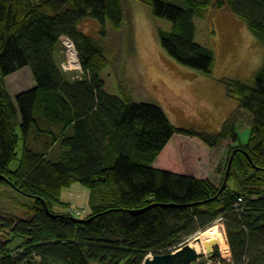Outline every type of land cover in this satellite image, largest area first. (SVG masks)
I'll return each instance as SVG.
<instances>
[{
	"label": "trees",
	"instance_id": "obj_1",
	"mask_svg": "<svg viewBox=\"0 0 264 264\" xmlns=\"http://www.w3.org/2000/svg\"><path fill=\"white\" fill-rule=\"evenodd\" d=\"M140 1L170 21L156 29L166 52L202 73H211L214 53L195 40L194 16L209 5L238 14L264 46V0ZM86 17L97 20V36L83 30ZM123 21L122 0H0V185L33 199L20 213L0 205V264H141L215 221L223 226L224 264H264V61L245 80L223 78L238 109L250 114L245 143L237 141L238 109L213 132L177 126L158 104L136 101L123 87L105 89L106 27ZM62 37L73 42L78 78L55 56ZM24 66L34 84L13 100L3 78ZM174 133L210 147L234 141L217 185L153 166ZM76 181L89 189L82 218L61 199ZM218 256L214 247L210 258Z\"/></svg>",
	"mask_w": 264,
	"mask_h": 264
},
{
	"label": "rangeland",
	"instance_id": "obj_2",
	"mask_svg": "<svg viewBox=\"0 0 264 264\" xmlns=\"http://www.w3.org/2000/svg\"><path fill=\"white\" fill-rule=\"evenodd\" d=\"M169 1L180 4L179 0ZM122 4V26L114 29L107 24L106 27L105 43L111 45L112 52L101 76L107 92L119 93L122 87L126 88L134 100L158 104L174 125L212 132L219 130L223 120L238 109L236 99L226 92L223 78L245 80L264 61V46L246 22L226 6L209 5L194 16L195 40L211 48L214 53L212 71L205 74L182 65L162 47L156 29L158 26L170 28V21L153 16L150 5L140 0H122ZM80 24L86 33L98 35L96 19L86 17ZM63 39L56 44L55 56L69 78H78L81 76L78 56L77 63H74ZM3 79L13 100L17 92L34 84L28 66ZM236 120L237 141L245 143L249 136L250 114L238 109ZM183 139H188V142ZM233 143L231 138H227L210 147L196 137L174 133L157 159L164 169L194 176L198 174L196 177L210 178L217 185L221 176L217 168L223 167L227 151ZM21 147L20 141L16 151L18 155ZM52 149H56V145ZM17 163L16 160L10 162V168L14 169ZM60 192L61 199L68 203V209L74 214L76 212L77 217L82 218L89 213V189L86 186L76 181ZM32 200L9 184L0 185V205L11 211L20 213ZM213 224L222 233V244L213 246L218 247L219 256L210 258L212 252H204L190 264H224L222 259L228 258L222 222L215 221Z\"/></svg>",
	"mask_w": 264,
	"mask_h": 264
},
{
	"label": "water",
	"instance_id": "obj_3",
	"mask_svg": "<svg viewBox=\"0 0 264 264\" xmlns=\"http://www.w3.org/2000/svg\"><path fill=\"white\" fill-rule=\"evenodd\" d=\"M231 159H232V155L227 161V166H226L225 173L223 176V181L221 183L222 186L224 185L223 183H225L227 180V177H228L227 172H229ZM48 213L50 212L48 211ZM193 240L198 241L199 239L194 236ZM217 244H218V241L216 239H211V240L206 241L204 243L205 252L211 253L214 248L213 246H216ZM203 253L204 251L196 250L195 248H193V246L188 241H186L182 243L180 246H178L177 248H174L173 250H166L162 252H155V253L147 254L142 260L141 264H189L190 262L200 258V256L203 255Z\"/></svg>",
	"mask_w": 264,
	"mask_h": 264
},
{
	"label": "bare ground",
	"instance_id": "obj_4",
	"mask_svg": "<svg viewBox=\"0 0 264 264\" xmlns=\"http://www.w3.org/2000/svg\"><path fill=\"white\" fill-rule=\"evenodd\" d=\"M71 55L73 53V50H70ZM72 58L75 59V55H72ZM222 233L220 232V230L218 229L217 226H215V224L209 225L208 227H206L203 230H200L197 232V234L195 235V237H197L199 240L198 241H194L193 237H191L190 239L188 238V242L193 246V248H195L196 250H200V251H204L205 252V247H204V243L208 240L211 239H216L218 241V245L222 244Z\"/></svg>",
	"mask_w": 264,
	"mask_h": 264
},
{
	"label": "built area",
	"instance_id": "obj_5",
	"mask_svg": "<svg viewBox=\"0 0 264 264\" xmlns=\"http://www.w3.org/2000/svg\"><path fill=\"white\" fill-rule=\"evenodd\" d=\"M62 38H64L63 39V42L65 43L64 45H66L67 47H68V51H69V49L70 50H73V53H72V55H75L76 54V51L74 50V45H73V42L68 38V37H62ZM70 52V51H69ZM70 55H71V52H70ZM72 55H71V59H72V61L74 62V63H77V55H75V61H74V59L72 58ZM239 200H240V198H238Z\"/></svg>",
	"mask_w": 264,
	"mask_h": 264
},
{
	"label": "crops",
	"instance_id": "obj_6",
	"mask_svg": "<svg viewBox=\"0 0 264 264\" xmlns=\"http://www.w3.org/2000/svg\"><path fill=\"white\" fill-rule=\"evenodd\" d=\"M190 138H191V137H190ZM169 140H170V139H169ZM169 140H168V141H169ZM183 140L188 142V139H183ZM189 140H193V139H189ZM192 142L194 143V142H196V141H192ZM167 143H168V142H167ZM167 143H166V144H167ZM166 144H164V145L166 146ZM165 146H164V147H165ZM164 147H163V148H164ZM171 147H172V146H171ZM163 148H162V150H163ZM162 150H161V151H162ZM161 151H160V152H161ZM160 152H159V153H160ZM158 156H159V154H158ZM157 158H158V157H156V158L154 159V161H153V166H156V167H160V168H162L163 166H161L162 164L158 161L159 159H157ZM197 159H199V158H197ZM156 160H157V161H156ZM192 162H194V161H192ZM195 163H196V162H194V165H195V166H198V165L195 164ZM195 166H194V167H191V169L193 170V168H195ZM192 170H189L190 173H193ZM193 174H195V172H194ZM195 175L198 176V174H195ZM199 176H201V175H199ZM202 177H203V176H202ZM75 214H76V212H75Z\"/></svg>",
	"mask_w": 264,
	"mask_h": 264
}]
</instances>
